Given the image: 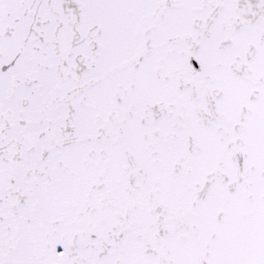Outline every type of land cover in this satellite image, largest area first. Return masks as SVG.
Wrapping results in <instances>:
<instances>
[{
	"label": "snow or ice",
	"instance_id": "6c2138e0",
	"mask_svg": "<svg viewBox=\"0 0 264 264\" xmlns=\"http://www.w3.org/2000/svg\"><path fill=\"white\" fill-rule=\"evenodd\" d=\"M0 264H264V0H0Z\"/></svg>",
	"mask_w": 264,
	"mask_h": 264
}]
</instances>
